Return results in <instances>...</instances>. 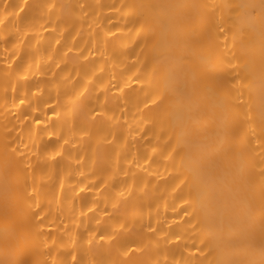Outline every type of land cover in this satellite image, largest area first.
I'll return each mask as SVG.
<instances>
[{
  "label": "bare ground",
  "instance_id": "6f19581e",
  "mask_svg": "<svg viewBox=\"0 0 264 264\" xmlns=\"http://www.w3.org/2000/svg\"><path fill=\"white\" fill-rule=\"evenodd\" d=\"M8 2H23L28 7L21 12L19 31L11 21L0 25V259L5 258V236L11 238L18 227L14 215L5 219V193L11 195L25 179L38 190L41 203L48 208L43 232L50 233V251L37 257L47 259L48 264H52L53 256L57 264H175L176 260L181 264L186 260L208 264L209 259L223 258L219 250L201 257L199 243L207 234L208 224L203 211L191 219L186 216L185 212L193 209L183 201L194 198L199 207L214 200L217 225L222 221L225 227L230 219L233 223L236 219L230 216V210L241 218L247 212L249 192L244 180L252 162L258 164V142L264 140V84L258 52L262 25L257 20L251 34L256 55L247 70L240 67L242 60L233 58V52L237 57L241 54L239 44L225 47L224 37L217 38L213 32L219 49L209 56L198 34L206 22L222 20L220 26L231 46L232 6L259 4V0ZM48 4L56 5L51 17ZM80 5L85 7L81 9ZM133 5L137 7H129ZM145 5L196 7H142ZM169 17L172 26L166 30L158 21ZM53 20L57 22L53 24ZM26 24L35 25L38 31L24 36ZM185 28L196 31L188 36ZM5 36L11 38L5 42ZM49 55L54 58L51 62ZM13 56H22V60L19 75L13 69L7 77L5 98L4 70L16 64ZM56 63L60 69L53 81ZM154 68L155 75L150 79ZM88 77H99L95 87L70 114L62 112L61 120L54 123L71 139L64 155L54 162L33 156L30 173L6 169V144L24 151L23 144L27 143L36 151L28 122H19L21 113L31 114L27 103L47 101L49 95L55 99L57 90L63 101L72 84L79 80L83 88ZM205 77L210 78L211 90L203 88ZM13 81H19L15 94ZM165 84L169 91L164 102L149 104ZM33 91L37 99L32 98ZM13 95L17 105L21 99L25 105L14 106ZM100 101H105L106 115L97 120L89 109L99 112ZM39 107L41 111L33 115L47 119L43 103ZM55 121L52 117L50 123ZM41 137L49 139L46 133L37 132L35 139L40 141ZM177 145L179 151H174ZM193 176L201 178V187H190ZM185 178L189 183L181 184ZM256 192L258 206V188ZM113 204H118L119 211ZM121 223L126 231H121L119 240L113 243L108 236ZM169 233L179 235L180 241ZM101 236L105 237L103 241ZM53 237L55 247H51ZM43 241L44 236H40L37 250Z\"/></svg>",
  "mask_w": 264,
  "mask_h": 264
},
{
  "label": "snow or ice",
  "instance_id": "6c2138e0",
  "mask_svg": "<svg viewBox=\"0 0 264 264\" xmlns=\"http://www.w3.org/2000/svg\"><path fill=\"white\" fill-rule=\"evenodd\" d=\"M28 6L21 2L19 5L10 4L8 0H3L0 3V25H7L9 21L13 23V26L17 28V31L20 30V21L23 19L21 12L26 9ZM85 6L80 5V8L83 9ZM123 7V6H122ZM135 8L137 6H129ZM142 7L153 8V7H167V8H183V7H196V6H182V5H168V6H152L145 5ZM213 10L215 5L211 6ZM234 10V16L232 20L233 24V43L231 46L228 45L227 36L225 35V29L221 27L222 20L217 19L215 23L211 21L206 22L204 30L198 34V39H200L204 45L207 47L209 56L213 55L216 50L219 49V43L214 41L213 32L217 38L224 37V46L235 48L237 44L240 47V56L237 57L235 52H233V58L235 60H242L243 63L240 65L241 68L247 70L249 65L253 62L256 55L255 42L253 36L251 35L255 31V23L258 20L262 25V31L260 34L259 40V59L261 66V80L264 84V0H259V4L255 3H244L237 4L232 6ZM47 8L49 9L48 15L52 16V10L56 8L54 4H48ZM43 15V13H41ZM127 15V13H126ZM59 19V17L57 18ZM55 24L57 21H51ZM162 28L169 29L172 26V18L169 17L165 20L158 21ZM43 28V25L40 26ZM218 29V31H217ZM31 31H38L33 24H26L24 26V36H28V33ZM46 31V30H45ZM63 31V30H62ZM186 35L191 36L195 33V29L185 28L183 30ZM111 35V33H109ZM247 35V39H246ZM10 36H5L3 39L7 42L10 39ZM30 39V38H29ZM27 43V41H23ZM60 41L57 40L56 44H59ZM75 45H73L74 47ZM15 47V45H14ZM55 47V45H53ZM71 51V49H69ZM218 54V53H217ZM83 55V53H80ZM16 61L14 65H8L4 74L6 77L5 80V98L7 97L8 92V80L10 72L13 69H17V74L19 75V65L22 60V56L19 58L17 56L12 57ZM49 61H53V57L49 55ZM87 59V58H85ZM154 59H156L154 57ZM57 69H60V64L56 63V68L52 70L53 72V81L55 80V75ZM40 69L37 67L36 72L39 73ZM26 75V73H25ZM155 75V68L153 72L150 73V79ZM239 75V71L237 72ZM87 76V73H85ZM99 77L93 78L88 77V83H85L83 88L80 87V81L77 80L72 84L71 89L64 94L63 101L60 99V92L57 90V96L55 99L51 95L48 96L47 101L38 100L37 103L33 104L31 101L27 103V107L31 109V114L25 115L21 113L23 119L19 120L21 124L28 122L29 132L32 137V143L36 145V151L33 152L31 144H23L24 151H19L15 145L11 147L5 145V166L7 168H13L18 173L31 172L32 170V157L36 156L38 159H44L47 157L53 162L55 158L61 157L64 155L66 150V145L71 143V139L64 135L62 127H54V123H58L61 120L62 112L71 113L73 109L79 105L91 88L95 87ZM19 81L12 82V91L15 94ZM101 87L107 88L105 85ZM115 87V85L113 86ZM203 88L211 90L212 84L209 77H205V83ZM77 89H79L77 91ZM123 89L121 88V91ZM75 92V95H72V92ZM169 91L168 86L162 85L158 89V94L154 95L152 99L149 100V104L156 106L164 102L166 93ZM42 91L40 95H42ZM37 92L33 91L32 98L37 99ZM96 100L99 101V96L96 97ZM50 102V103H49ZM13 105L17 108L25 105V100L21 99L20 104H16V96L13 95ZM43 103V114L47 119L37 118L35 113L41 111L39 104ZM105 101H100L101 110L97 112L95 109H89V114L94 119H100L101 116H105L106 112L104 109ZM52 117H56V121H52ZM108 120H111V116H107ZM41 125L46 127L41 128ZM20 131V129H16ZM37 132L46 133L49 137L48 140H44L41 137L40 141L35 139ZM182 135V134H181ZM55 137V139H51ZM171 140L169 139V143ZM261 144L260 148V160L258 164L252 162L251 167L249 168L248 175L244 180L245 188L249 192L248 203H247V212L241 218L234 210H230V216H235V222L233 223L230 219L227 227L224 226L221 221L220 225H217L216 222V202L212 199H209L206 203H201L199 207L197 206V201L193 198L191 200H184L183 203L185 206H191L192 212H185V215L190 219L193 215H199L203 211L204 218L208 224L207 234L200 240L199 249L201 257L212 256L213 253L218 250L222 253L223 258L208 260V264H264V140L259 141ZM174 151H179V146L177 145ZM43 152V155H41ZM120 154L117 153V161L119 160ZM74 158V157H73ZM84 158L81 157L80 166L83 167ZM96 161L93 159V164ZM106 170V169H105ZM127 175V173H125ZM189 183L188 179L185 178L181 180V184ZM201 178L199 176H193L190 187L197 186L201 187ZM61 187H63V180L61 181ZM104 187V185H101ZM258 188V206L256 204ZM35 197V202L34 201ZM51 204V201H49ZM113 209L119 211L118 204H113ZM43 209V210H42ZM91 211V209H89ZM48 208H46L40 200L39 192L37 189L33 188L25 179L21 187L9 195L6 191L5 193V203H4V215L7 220L10 216H15L18 227L14 231L11 238L7 235L3 241V248L5 251V258L0 259V264H48L47 259H39L38 256L45 255L46 251H50V246L47 243V236L50 233H44L43 229L45 226V221L47 220ZM103 215V210H102ZM108 219H112L111 216ZM100 221H97L99 224ZM195 221L193 226H195ZM126 231L124 224L121 223L116 229H114L113 234L108 236V240L116 243L120 238V232ZM98 234V233H97ZM170 235L175 236L176 241H180L181 237L175 233H169ZM40 236H44V241L41 242L39 250H37L36 241ZM100 239L103 241L104 236H101ZM167 239V236H165ZM56 239L53 237V244L51 247H55ZM91 243V241H89ZM135 246V245H133ZM11 251V255L9 252ZM136 251H140L139 248H136ZM124 255H128V252H124ZM75 259V257H73ZM167 257H165V262ZM52 264H57L55 257L53 256ZM103 264V262H101ZM159 264V262H155ZM175 264H181L180 260H176ZM184 264H190L189 261H185ZM194 264V261L191 262Z\"/></svg>",
  "mask_w": 264,
  "mask_h": 264
}]
</instances>
